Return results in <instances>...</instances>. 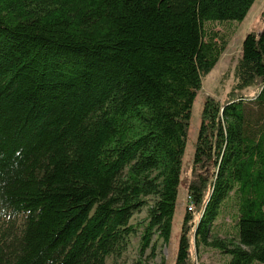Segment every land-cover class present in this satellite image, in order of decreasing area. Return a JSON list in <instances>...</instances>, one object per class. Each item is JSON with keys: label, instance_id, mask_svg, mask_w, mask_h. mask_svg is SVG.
I'll return each mask as SVG.
<instances>
[{"label": "trees", "instance_id": "16d2710c", "mask_svg": "<svg viewBox=\"0 0 264 264\" xmlns=\"http://www.w3.org/2000/svg\"><path fill=\"white\" fill-rule=\"evenodd\" d=\"M254 1L0 0V264H105L143 207L139 251L154 257L195 96L226 43L206 24L241 22ZM260 17L227 98L204 102L174 264H194L200 245L264 264ZM228 205L237 231L211 238Z\"/></svg>", "mask_w": 264, "mask_h": 264}, {"label": "rangeland", "instance_id": "374dc122", "mask_svg": "<svg viewBox=\"0 0 264 264\" xmlns=\"http://www.w3.org/2000/svg\"><path fill=\"white\" fill-rule=\"evenodd\" d=\"M264 8V0H255L248 10L245 18L241 22H209L206 28L218 31L225 38L226 43L220 57L212 70L202 79L201 88L197 92L193 105L186 142V149L182 160V171L178 198L171 224L169 240L166 244L162 239L153 235L152 242L155 243L154 257H151L150 248L143 254L139 251V238L143 225L147 222V207H143L139 212H135L130 219L134 224L136 234L129 237L126 249L115 258L110 256L105 264H174L178 249L180 236V226L186 208L191 202L187 197V185L191 180V163L193 159L194 145L197 133L201 124V112L205 100L211 97L222 103L227 98L234 83V69L241 56L242 42L247 33L258 34L262 28L260 12ZM153 199L147 198V203L151 204ZM233 207L228 205L216 218L213 224L210 237L223 238L225 240L233 237L236 228H233ZM230 256L220 249L200 245L196 252H192V263L194 264H226Z\"/></svg>", "mask_w": 264, "mask_h": 264}, {"label": "built area", "instance_id": "2783aa9c", "mask_svg": "<svg viewBox=\"0 0 264 264\" xmlns=\"http://www.w3.org/2000/svg\"><path fill=\"white\" fill-rule=\"evenodd\" d=\"M191 202V201H190ZM191 204H192V202H191ZM191 204L189 205V208L191 209Z\"/></svg>", "mask_w": 264, "mask_h": 264}, {"label": "bare ground", "instance_id": "6f19581e", "mask_svg": "<svg viewBox=\"0 0 264 264\" xmlns=\"http://www.w3.org/2000/svg\"><path fill=\"white\" fill-rule=\"evenodd\" d=\"M191 200V199H190Z\"/></svg>", "mask_w": 264, "mask_h": 264}]
</instances>
